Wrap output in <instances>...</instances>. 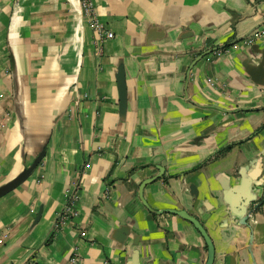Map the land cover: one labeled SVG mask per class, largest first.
Masks as SVG:
<instances>
[{
	"label": "crops",
	"instance_id": "crops-1",
	"mask_svg": "<svg viewBox=\"0 0 264 264\" xmlns=\"http://www.w3.org/2000/svg\"><path fill=\"white\" fill-rule=\"evenodd\" d=\"M83 3L0 0V185L44 150L0 197V264H205L188 221L141 203L159 173L145 202L195 217L213 264H264V0Z\"/></svg>",
	"mask_w": 264,
	"mask_h": 264
},
{
	"label": "water",
	"instance_id": "water-1",
	"mask_svg": "<svg viewBox=\"0 0 264 264\" xmlns=\"http://www.w3.org/2000/svg\"><path fill=\"white\" fill-rule=\"evenodd\" d=\"M254 71V75H251L253 79L254 76L260 77L264 76V71L258 67L257 69H252ZM259 74V75H258ZM115 81H116V86L118 90V110L119 114L122 115L125 112V107H126V86H125V71L124 67L122 65H119L117 68V72L115 75ZM44 150H41L37 156L32 160V162L29 164V166L23 168L18 174H16L13 178L8 180L7 182L3 183L0 185V197L4 196L5 194L9 193L13 189H15L18 185H20L22 182H24L29 175L33 172V170L36 168L38 163L40 162L41 158L43 157ZM158 170L161 172V168L157 167ZM160 173L145 179L143 182H141L139 188H138V197L141 201V203L151 212H155L157 214H160L162 212H167V213H173L180 218L188 221L194 228L197 230V232L200 234V236L203 238L204 243L206 245L207 249V258L205 264H213L214 261V248L213 244L211 242L210 237L208 236L207 232L203 228V226L200 224V222L193 216L189 215L186 211L184 210H163V211H153L149 208L147 203L145 202L143 198V188L155 181L160 177ZM249 185V181L247 179L242 180L240 183V187L237 188L234 193V199L231 204V208L233 212L235 213V216L240 218V223L245 224L247 220V216L251 213L252 208H256L258 204H254V197H251L249 192H247V188ZM264 201V197L262 199ZM41 210L37 212V216L35 218V222L38 221L40 217Z\"/></svg>",
	"mask_w": 264,
	"mask_h": 264
},
{
	"label": "built area",
	"instance_id": "built-area-1",
	"mask_svg": "<svg viewBox=\"0 0 264 264\" xmlns=\"http://www.w3.org/2000/svg\"><path fill=\"white\" fill-rule=\"evenodd\" d=\"M83 7H85L86 10H89V7L86 5L85 0L83 3ZM93 25L95 27V30L99 33L100 36L105 37V38H111L112 33L108 30H106L105 26L99 23L98 21H94ZM68 211V206L66 207Z\"/></svg>",
	"mask_w": 264,
	"mask_h": 264
}]
</instances>
